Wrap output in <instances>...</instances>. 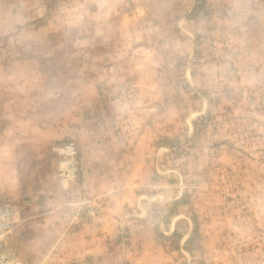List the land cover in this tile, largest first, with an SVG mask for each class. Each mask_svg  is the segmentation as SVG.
<instances>
[{"label":"rangeland","instance_id":"1","mask_svg":"<svg viewBox=\"0 0 264 264\" xmlns=\"http://www.w3.org/2000/svg\"><path fill=\"white\" fill-rule=\"evenodd\" d=\"M8 264H264V0H0Z\"/></svg>","mask_w":264,"mask_h":264},{"label":"built area","instance_id":"2","mask_svg":"<svg viewBox=\"0 0 264 264\" xmlns=\"http://www.w3.org/2000/svg\"><path fill=\"white\" fill-rule=\"evenodd\" d=\"M15 208L0 192V264H8L9 258L3 248L8 242L15 224Z\"/></svg>","mask_w":264,"mask_h":264}]
</instances>
